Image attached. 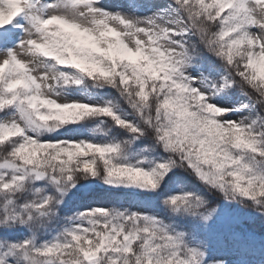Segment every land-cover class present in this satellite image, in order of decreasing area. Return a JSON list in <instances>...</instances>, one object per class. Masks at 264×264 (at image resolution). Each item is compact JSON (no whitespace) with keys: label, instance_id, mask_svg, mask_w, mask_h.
Masks as SVG:
<instances>
[{"label":"snow or ice","instance_id":"6c2138e0","mask_svg":"<svg viewBox=\"0 0 264 264\" xmlns=\"http://www.w3.org/2000/svg\"><path fill=\"white\" fill-rule=\"evenodd\" d=\"M249 220L264 0H0V264H264Z\"/></svg>","mask_w":264,"mask_h":264},{"label":"trees","instance_id":"16d2710c","mask_svg":"<svg viewBox=\"0 0 264 264\" xmlns=\"http://www.w3.org/2000/svg\"><path fill=\"white\" fill-rule=\"evenodd\" d=\"M245 227L256 234L257 242L261 239H264V224H262L260 221L253 222L249 220Z\"/></svg>","mask_w":264,"mask_h":264}]
</instances>
